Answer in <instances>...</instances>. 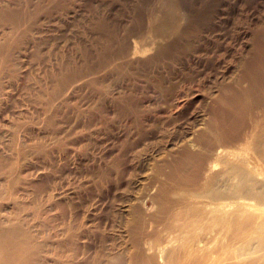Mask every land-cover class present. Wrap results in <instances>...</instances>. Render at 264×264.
Returning a JSON list of instances; mask_svg holds the SVG:
<instances>
[{"label": "rangeland", "instance_id": "obj_1", "mask_svg": "<svg viewBox=\"0 0 264 264\" xmlns=\"http://www.w3.org/2000/svg\"><path fill=\"white\" fill-rule=\"evenodd\" d=\"M151 13L170 17L169 30L148 32ZM147 36L179 40L161 56L121 52ZM0 44L2 239L18 240L28 264H124L132 200L141 215L160 214L148 179L166 180L159 165L178 159L198 119L217 117L221 87L240 90L245 65L263 63L264 0H0ZM240 95L231 102L245 133L264 101ZM249 139L224 148L230 160L256 155ZM169 216L156 226L173 228Z\"/></svg>", "mask_w": 264, "mask_h": 264}, {"label": "bare ground", "instance_id": "obj_2", "mask_svg": "<svg viewBox=\"0 0 264 264\" xmlns=\"http://www.w3.org/2000/svg\"><path fill=\"white\" fill-rule=\"evenodd\" d=\"M169 19L164 14H152L146 30L154 35L165 32ZM143 28V24L132 25L129 31L141 32ZM144 38L143 41H125L121 52L126 53L127 49L128 55L135 58L154 49L155 56H161V53L170 51L179 40L177 38L171 44L158 46V42L150 40L152 36H147L149 41ZM2 45L0 44V48ZM163 46L167 50L162 52ZM249 63L247 66L244 62L241 63L246 68V79H239V82L246 81L247 86L237 91L222 86L217 98L221 102L217 117L206 123H203V117L198 119L190 137L179 144L182 147L178 159L171 153H168L172 155L169 160H162L165 155L162 156L158 171L163 174L160 169L169 168L165 174L166 180H160L157 175L145 178L148 179L147 194L157 204L160 214L141 215V211H137L140 205L132 200L129 210H137L134 214L130 212L131 216L125 222L128 233L126 253L131 255L129 259L125 257L126 253L121 255L124 264L264 263V179L258 177L264 174V114L253 129L244 133L242 109L231 102L240 94L249 106L252 103L259 108L258 104L264 101V61ZM226 92L231 96L228 97ZM226 105L231 110L226 111ZM247 136L250 138L248 146L256 155L247 157V154L246 157L230 160V153L224 148L236 143L242 144L240 142ZM191 142L200 144L198 153L189 150L193 146ZM190 167L194 168V175L187 172ZM192 190L197 193L190 192L189 197L181 199H174L170 195L172 191L189 193ZM230 197L239 200L233 202ZM226 198H230L234 204L226 203ZM163 214L170 215L175 220L173 228H170V224L156 226L155 222ZM220 235L229 238L226 245L220 242ZM17 241L2 239L0 234V264H28V252H20L18 248L21 247Z\"/></svg>", "mask_w": 264, "mask_h": 264}]
</instances>
